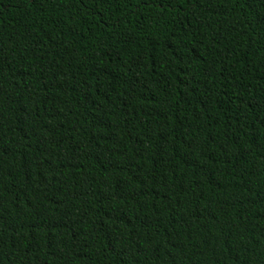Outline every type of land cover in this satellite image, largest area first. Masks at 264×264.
I'll return each mask as SVG.
<instances>
[{
  "label": "trees",
  "instance_id": "obj_1",
  "mask_svg": "<svg viewBox=\"0 0 264 264\" xmlns=\"http://www.w3.org/2000/svg\"><path fill=\"white\" fill-rule=\"evenodd\" d=\"M0 264H264V0H0Z\"/></svg>",
  "mask_w": 264,
  "mask_h": 264
}]
</instances>
